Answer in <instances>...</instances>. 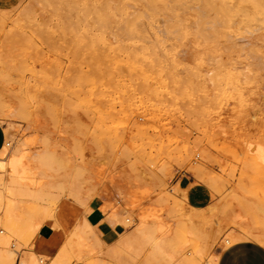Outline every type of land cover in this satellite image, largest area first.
Masks as SVG:
<instances>
[{"label": "rangeland", "instance_id": "1", "mask_svg": "<svg viewBox=\"0 0 264 264\" xmlns=\"http://www.w3.org/2000/svg\"><path fill=\"white\" fill-rule=\"evenodd\" d=\"M28 1L0 0V107L11 114L0 118L5 126L4 146L7 147L0 154V160L7 162L13 152L24 142L31 140L36 142L32 148H27L32 159L41 163L46 159L50 162L46 160V164H39L41 169L37 174L44 176L37 175L39 182L25 187L24 196L21 194L18 197L20 203L14 214L6 211L7 194L0 206V235L9 239V243L0 240V250L8 251L14 256L13 264L20 261L19 256L23 252L31 255L37 264H43L41 260L47 264H168L164 256L148 257L155 241L160 238L154 221L147 225L144 236L141 233V250H132L129 237L137 228L139 219L137 211L128 205L124 194H127L125 192H128V187L135 188L136 185V188L148 187L146 205L160 203L169 204L168 206L175 209L178 205L187 210L193 209L196 222L192 224L209 235L213 239L212 244L214 243L207 255L200 256L196 251L191 252L200 245V241L195 239L190 252L195 256L194 262L198 260L199 264H207L209 258H216V254L234 241L231 236L235 232L245 233L244 229L253 227L264 233V165L249 146L250 143L264 145L263 70L255 74H242L238 69L230 71L229 67L223 65L226 71L220 68V73H216L212 65L217 61V66L221 67L222 57L221 60L211 56L208 58L207 53L187 56L185 60L182 57H169L170 60L177 61L176 65H182L187 60L184 64L197 66V71L200 70L197 76L200 83L206 82V86L202 84V88L200 85L195 90L196 93L174 83L177 93L173 80L167 74L170 80L159 73L155 76L156 72L150 68L143 72L149 74L151 71L154 80L151 76H147L146 80L144 75L147 74L141 70L137 71L138 74L131 73L137 69L132 68L133 62H130L124 48L130 49L133 44L135 48L138 43L135 44L134 40L125 36L127 40L122 37L125 40L122 43L124 40L120 41L121 36L115 32L117 28L114 24L110 23V29L106 25V29L110 30L106 32L104 26V29L102 26L95 27L90 22H82L76 18L68 21L62 15L63 6L59 8L60 2L55 4L57 6L53 5L54 7L40 3L44 7H50L42 9L44 17L39 11L43 7L34 4V0L32 4L30 1L31 7ZM69 1L79 4L82 0ZM91 1L99 3V0ZM114 3L115 1L107 0L110 5H107L108 8ZM24 6H30L31 9L29 7L25 8L27 12L21 11L25 10ZM55 8L58 10L53 12ZM27 9L34 12V18H28L30 12ZM22 13H26V16L23 14L26 18ZM58 13L60 18L63 16L65 24L61 23L63 20L59 21ZM27 18L32 20H25ZM66 22L69 23L68 28L74 30L71 32L73 36L68 32L69 29L66 30ZM88 25L90 26L87 27ZM119 27L124 29L125 26ZM148 27L150 26L147 29ZM140 28L146 29L145 26ZM94 32L99 33V36ZM102 36L104 37L100 38ZM83 38L86 43L88 38H93L94 40L89 41L92 47L88 48L89 44L82 46L83 41L80 39ZM174 39H169L171 43L167 42L168 44L159 42L162 46L159 45L160 48L157 45V48L165 50L167 45L176 48L178 40ZM106 40H110L111 44L104 43ZM129 40L131 42L127 43ZM118 42L121 45L130 44V47L124 45L116 53L117 49L113 47ZM98 43H104L102 47L106 44L109 47L107 51L112 49L114 55L121 56L118 61L113 53L112 57L109 56L110 50L104 52L106 49L102 48V52L108 53L105 55L113 59L111 64L117 60L115 63L122 66L121 68H116L115 63L114 67H110L113 65L108 63L110 59L107 57H104L107 61L101 60L100 57L105 55L100 51L101 46ZM180 45L179 42L178 48ZM85 46L87 48L83 49ZM93 46L99 48L100 52L96 53L98 57L95 54L96 49L92 52ZM123 55L125 57L122 58ZM163 57L165 60H161V68L166 67L168 70L170 65L165 61H169V58ZM205 57L210 60L207 64L214 61L209 64L210 68L206 65L209 69L205 65L198 66L201 61H208ZM127 63H130L129 66L132 64L130 72ZM236 75L238 76L235 77ZM162 78H165L164 82ZM158 79L162 82H158ZM166 82L167 85L172 83L173 89ZM191 93L196 94L198 100ZM203 93L209 98L205 95L204 99ZM44 165L53 168L59 179L53 175V170L50 175V168L45 175L42 170L45 171L48 167L46 169ZM184 174L191 175V178L204 183L210 189V203L195 207L188 202L185 196L187 190L180 187L178 182ZM43 178L50 180L42 182ZM107 200L115 203L116 209L105 213L106 219L112 225H123L125 230L115 242L106 243L97 226L93 225L88 230L87 247L82 252H77L70 245L71 233L79 222H90L87 217L90 209ZM195 210L198 211L197 214ZM167 214L174 221L175 216L181 218V214L174 209ZM176 221L183 223L182 219ZM257 225L260 227H254ZM20 264L26 263L20 261Z\"/></svg>", "mask_w": 264, "mask_h": 264}, {"label": "bare ground", "instance_id": "2", "mask_svg": "<svg viewBox=\"0 0 264 264\" xmlns=\"http://www.w3.org/2000/svg\"><path fill=\"white\" fill-rule=\"evenodd\" d=\"M30 1L32 4L33 1L32 0H30ZM30 1H28L29 2L28 4L31 6ZM93 1H95V0H93ZM112 1H115V3H114L115 5L113 4L114 6L112 5L111 8H108V6H110V5L107 4V0H99V3H97V4H95V2H92L91 0H82L81 2L79 1V4L81 3L80 5L78 3H75L74 1H72L73 3H70V1L68 2V0H34V4L36 3V4L41 5L40 3H42V4L45 3V5L49 4L50 6L51 5L53 6L57 2H60L61 4L59 3L60 4L59 8L61 6H63L64 11H62L63 12L62 15L67 20L68 19L70 20L71 18H74V19L76 18L78 20H81L82 22L83 21H85L87 23L90 22V23H92V25H95V27L97 25V27L99 26V28L101 26L105 27L107 25L108 29H110V27H112L111 24H114L115 28H117L116 30L114 28L115 32L117 33V35L121 36L120 41H122L128 37V38H131V40H134L135 44L138 43L137 45H135V48L133 47L134 44L132 47L129 46L130 44H128V45L126 44L127 46L125 44L121 45L122 43H125V40L128 39L127 38L124 40V42L123 41H122V43L118 42L117 46L113 47V49H117V50L118 49L121 50L122 46H124V45L127 48H128V46L130 47V49L132 48V50H130L129 48L126 49L123 47L125 49L124 52H126V50L128 52V58L130 59V62L131 61L133 62L134 67H132V68L137 69V70L133 69L136 72L131 71V73H137L138 74V72H137L138 70H141L143 72L147 68H150V70L153 69L152 71L153 72L155 71L156 74L159 73L160 76L161 75L162 76L169 75V77L173 80V85H174V83L177 86L180 84V85H182V87H180V88H183V86H184L186 89H188L189 92H193V93L195 92L196 93L195 90H197V88L200 85H201V88L203 85H205L206 82L204 84H203V82L200 83V81L197 77L199 75L200 70L197 71V69H196L197 66L195 67L194 65L184 64L187 60L183 64L181 63L182 65H180V64L176 65L177 61L174 62V60L173 61L170 60L171 57H175L176 59L181 58V57H182V59H184L186 57V59H187V56L192 57L193 55L196 56L195 54L198 55V53L199 54L200 53H204V54L207 53L208 58L211 56L213 59H219L220 58L219 60H221V57H222V61L225 58L227 59V60L225 59V64H223V62L221 61V63H222V66L220 63L221 67H219V65L217 66V63H218L217 61L215 62V64H213L214 61L211 63V64H213L212 65L213 68L215 67V70L217 69L216 71L214 70V72H216V73L219 72L218 70H220V68L224 67L223 65H225V67H229L228 70H230V71H232V70L234 71V69L236 71V69H238L239 73H242V74H246V73L255 74V73H258L259 70L264 71V0H112ZM25 4H27V3H25ZM125 4H127L128 6L125 7ZM39 5H38V7L42 6V5L41 6H39ZM45 5H43L42 6L43 8H41L40 10L38 9L42 14L44 12V11H42V9H44V8L46 9L48 7V6L44 7ZM57 5H58V3H57ZM57 5H55V6H57ZM30 6H28V7L24 6V8L21 7V9L22 8L23 9L29 8ZM31 7H30V9H31ZM48 8H50V7H48ZM56 8L54 11L52 9V11L56 12L58 10V9L56 10ZM21 11L27 12L26 9L21 10ZM21 11H20V13H21ZM28 11L30 12L28 18L29 17L34 18L35 16L34 15L32 16V14L34 12L31 13L30 10H28ZM53 12H52V15L54 16ZM59 13H60V9H59ZM59 13L57 15H59ZM23 14L25 15L26 13H22V15ZM30 14H31V16H30ZM46 15H47L46 18H48L47 13H46ZM43 16H44V14H43ZM63 16H61V18H60V15H59V17H58L59 21L63 20L62 19ZM15 17H16V14H15ZM50 17H52V16H50ZM28 18L25 20H30ZM22 19H23V17H22ZM46 20H48V19H45V21ZM51 20H52V18H51ZM19 21H21V20H19ZM64 21L65 20H63L61 23H63ZM52 22H54V21H52ZM24 23H26V22L24 21ZM87 23H86V25H87ZM64 24H65V22H64ZM70 25H71V23H70ZM66 26H67V29L65 28L66 30H68V29L71 30L70 28H68V27H70L68 22H66ZM89 26L90 25H88L87 27H89ZM116 26H118V27L119 26H123V27L125 26V27H124V29H122L120 27L118 29V27H116ZM140 26H142V28H143V26H145L146 29H141ZM147 26L153 27L154 29H149L150 27H148V29H147ZM63 27L61 28V30H63ZM104 27H103V29H104ZM126 27L128 29H126ZM99 28H98V30H99ZM106 28L107 27H105L104 31H106V30L108 31V29H106ZM103 29H101V30H103ZM69 30H68V32H70V33L74 32L73 29L71 31H69ZM93 30H95V29H93ZM112 30H113V28H112ZM104 31H102V33ZM106 32H104L105 35H106ZM94 33L96 35L98 34V36H99V33L101 34V32H99V33L94 32ZM69 34L67 33V35H69ZM71 34L73 36V33H71ZM74 35H75V33H74ZM117 35H116V37H117ZM108 36H110V35L108 34ZM119 36H118V41H119ZM124 36H125V38H124ZM103 37L104 36H102L100 38H103ZM122 37L124 39H122ZM70 38H71V36H70ZM73 38H75V37H73ZM79 38H80V36H79ZM134 38H136V39H134ZM84 39L85 38L80 39V41L81 40L83 41V42H81L82 46H84L85 44L86 45L89 44V41L92 40V39L88 38L89 41H88V43H86V41H85L86 39L85 40ZM169 39L178 40V44L176 43L177 44L176 48H172L171 46L168 47V45L165 46L163 44L166 47V49L165 50L158 49L160 46H162L161 44H159V42L171 43L170 41H168ZM98 40H99V38H98ZM110 40H111V38H110ZM109 41L106 40V42H104V43L109 45V43H110ZM115 42H117V41H115ZM126 42L128 43L131 41L129 40ZM179 42L181 43V45L178 48ZM101 43H98V45L101 46L100 51L101 52L103 51L102 48H104V50L106 49L104 52H108L110 50L109 53H111V55H109V56L112 57V53H113L111 51L112 49H109L107 51V48H109V47L106 44L105 45L107 47H104L105 45L102 47V45L104 43L102 45H101ZM76 44H78V42ZM90 44H89L88 48H90V46H91ZM92 45H93V43H92ZM157 45L158 46L160 45V46L158 47ZM173 46H175V45H173ZM86 48H87V46H85L83 49H86ZM110 48H112V46ZM95 49L96 48L94 47L93 51L91 49L90 50L92 52H94ZM162 49H164V47ZM96 50H97V52L95 51V54L100 52L99 48ZM117 50H115L116 53L119 52V50L118 51ZM87 52H88V50H87ZM102 54H104V53L102 52ZM105 54L107 55L108 53H105ZM122 54H123V52H122ZM204 54H203V56H204ZM97 55L98 54H96V56ZM106 55L102 56L103 59H102V57H100L101 60H103V62H104V60L107 61V59H110ZM113 55H114V53H113ZM117 55H119V54H116L114 56L117 57ZM120 55H121V53H120ZM163 56H167V59L170 57L169 61H165L167 64L170 65L167 67V68L170 67L168 70L166 69V67H164L166 70L162 69L163 67L161 68V64L164 62L163 60H165ZM203 56H200V57H203ZM104 57H107V59ZM120 57L121 56L117 57V59ZM123 57H125V56L123 55L122 58ZM196 58L198 59V57H196ZM205 58L207 59V57H205ZM111 59L109 60L108 63H110V65H113L117 60L113 61L114 63L111 64V62L113 60V59L112 60ZM125 59H123L124 62L126 61ZM161 60L163 61L162 63H161ZM207 60L208 61H205V62L201 61L202 63L200 62V64H198V66L199 65L200 66H202V65L206 66L207 65L210 68L211 64L210 63H209L210 65L207 64V62H209L210 60L209 59H207ZM118 61H119V59H118ZM181 61H178V63H180ZM127 62H128V60H127ZM191 62H192V64H194L192 60H191ZM194 62H196V61H194ZM99 63H101V61ZM197 63H195V64H197ZM203 63H205V64H203ZM104 64H106V63H104ZM129 65H130V63H127V66H129ZM115 66H116V68L119 67L118 64H116ZM131 66H132V64H131ZM131 66H129V68H128L129 72H130V70H132V69H130ZM164 66H166V65H164ZM110 67H114V65L110 66ZM121 67H119V68H121ZM207 68H205V69H207ZM107 69H108V67H107ZM128 69H126V70H128ZM198 69H201V67ZM223 69H221V71ZM115 71H117V70L115 69ZM119 71H118V74H119ZM204 71H206V70H204ZM108 73H110V72H108ZM148 73H149V69H148ZM221 73H222L221 76L224 75L223 72H221ZM120 74H122V73H120ZM137 74H136V76H137ZM144 74H147V73H144ZM159 74H157V75L154 74V75L158 76ZM144 76L146 77V80H148L147 78L151 76V71L149 74L144 75ZM152 76H151V78H152ZM237 76L238 75H236L235 77H237ZM169 77H168V79L170 80ZM159 79H161V78H159ZM159 79H158V82L161 81V80L159 81ZM164 79H163V82H164ZM237 79H239V78H237ZM249 79H250V77H249ZM133 80H135V78ZM172 80L170 82H172ZM167 82H168V80H167ZM167 82L165 83L166 85H167ZM256 82H257V80H256ZM155 83H156V81H155ZM159 84H161V83H159ZM171 84H168V85L171 86ZM209 85L212 86L211 82H209ZM161 86H162V84H161ZM167 86H164V87H167ZM241 86H242V84H241ZM171 87L173 89V86H171ZM176 87L174 85V88H175L174 90H176ZM251 87H250V89H251ZM180 88H177V89H180ZM232 88H234V87H232ZM243 88H245V87H243ZM243 88H241L242 91H243ZM207 89H208V87H207ZM250 89H249V91H250ZM260 89H258V90H260ZM180 90H183V89H180ZM244 90H246V89H244ZM205 91H207L206 88H205ZM176 92L178 93V90H176ZM237 92H238V94L240 93L239 90ZM261 92L263 95V91H261ZM193 93H191V94H193ZM203 95H204V93H203ZM205 95H204V99H205ZM245 95H246V93H245ZM199 96H200V94H199ZM195 97L197 98V96H195ZM201 97H202V95H201ZM211 98H213V97L211 96ZM211 98H210V100H211ZM242 98H243V96H242ZM197 100H198V98H197ZM15 108H17V107H15ZM16 111H18V110H16ZM14 112H15V110H14ZM7 115L11 116V114H9V111L5 110V108L3 109L0 107V118H4ZM9 143L10 142H8V144ZM35 143L36 142L31 141V140L26 141L21 145V147L18 150H16L15 152H13L11 154V156L7 162H3L2 160H0V206L3 204V200L7 194L6 211L8 213L14 214L16 212V210H17L16 208L20 203L18 200V197H20L21 194H23L25 187L27 188L29 186H33L35 182H36V184L39 182V179H38L39 177L37 178V175H38L37 173L41 169V168L39 169V167H40L39 164L41 162L37 161V160L34 161L32 159L33 157H31L32 155H30L31 152L27 151L28 150L27 148H32ZM249 146L252 147L255 157L260 161V163H262L264 165V145L263 144H257V143H255V144L250 143ZM48 149H49V146H48ZM6 150H7V147L3 146L2 149L0 150V154H3ZM42 158H41V160H42ZM45 159L46 158H44V160ZM46 160H45V162H46ZM47 161L50 162V160H47ZM45 162L41 163V165L44 164ZM52 163H53V161H52ZM68 163H69V161H68ZM61 164H63V163H61ZM49 165H51V163H49ZM44 166H46L45 168L47 169L48 166L47 165H44ZM52 167L54 168V166H52ZM49 168L50 167H48V169L45 171L42 170L43 173L45 174V172L47 173V171H50L51 168L50 169ZM53 168L51 169V172H49L50 175H52ZM71 168L73 169L74 167H71ZM77 170L79 171V169H77ZM64 171H66V169ZM54 172L56 173L55 170H53V173ZM55 173L53 175H55ZM63 174H64V172H63ZM40 175H38V176H40ZM41 176L43 177L44 175L42 174ZM55 176H56V178H58L57 174ZM48 177H49V174H48ZM48 177L46 176L45 178L48 179ZM136 177H137V175H136ZM45 178L42 179V182L43 181L49 182L50 179L47 181V180H45ZM131 182H133V180ZM131 182H129V183L133 187V184H131ZM135 184L136 183H134V185ZM139 184L144 185V183H142V184L139 183ZM127 185L128 184H126V187H127ZM136 186H135V188L128 187L129 188L128 192H125L127 194H124L127 198L128 205L137 211L138 219H139L137 228L132 232V234H130V237H129V242L131 244L132 250L134 252H139L141 250V248L143 247V246L141 247V238H140L141 233L143 232V236H144L145 235L144 232H146V230H147L146 229L147 225L150 223V221H154L155 227H156V233L158 235H160V238H158L155 241V243L153 245V249L149 253V256H148L149 258L150 257L154 258V257L164 256V259L166 260V262L168 264H199L198 260L196 261L197 263L194 262L195 256L191 252H194V253L197 252L200 256L207 255L209 253L208 252L209 249H211L210 247H211V244L213 242V239L209 235H207L206 233L199 231V229H197L192 224L194 221L196 222V220H195L196 215H194L193 209L192 210L184 209L183 208L184 206L181 207L177 203H175V205L176 204L178 205L176 209L174 207H172L171 205L168 206L169 204H163L162 205L160 203H155V204L146 205L145 200L149 196V195H147V190H146L148 187L147 188L145 187L146 189H142L140 187L141 188L140 189L138 187L136 188ZM128 188H126V189H128ZM123 191H125V190H123ZM185 194H186L185 196H187V192H185ZM28 195H29V193H28ZM23 196H24V194H23ZM218 204L219 203H217V206H218ZM185 205H186V203H185ZM187 207H188V205H187ZM214 207H216V206H214ZM95 208H99L104 213H107L109 211L115 210L116 204L107 200L106 202H103L99 205H96L94 208L90 209L89 213ZM173 209L178 211V214H181V218H176L177 216H175V221L177 219H179V220L182 219L183 223L181 222V224L183 226L181 224H179L178 221L175 222L173 217L170 216L172 220L169 218V215L167 213ZM195 209H197V208H195ZM197 212L195 210L196 214H197ZM238 216L241 217L239 214H238ZM249 223H251V222H249ZM92 226H93V224L91 222H88V221H84L82 223L79 222V224L76 226L75 230H73V232L71 233V239H70L71 244L70 245H71V247L76 248L75 250L77 252H82L87 247V245H88L87 234H88V230L92 229ZM261 226H262V224H261ZM246 227H249V226H246ZM254 227H260V226L257 225ZM244 230H245V233H238V232L236 233L235 232L234 234H232V236L231 235L230 236L234 239V241L240 240V239H246V238L247 239H255L257 241H260L264 245V233H262L260 230L253 228V227L247 228ZM195 239L200 241V245L198 247V242H197V247H198L197 250L195 248L194 251L190 252V247H191V245H193L194 241H196ZM0 240L1 241L3 240L2 242H4V243H9V239L7 237H2L1 235H0ZM216 255L219 256V253ZM218 256H216V258L215 257L209 258L207 260V264H216ZM19 259L21 262H24L26 264H37L35 259L33 257H31V255H29L27 252L21 253L19 256ZM20 261H18L19 264H20ZM14 262H15L14 256L11 253H9L8 251H5V250H0V263L1 264H13Z\"/></svg>", "mask_w": 264, "mask_h": 264}, {"label": "crops", "instance_id": "3", "mask_svg": "<svg viewBox=\"0 0 264 264\" xmlns=\"http://www.w3.org/2000/svg\"><path fill=\"white\" fill-rule=\"evenodd\" d=\"M6 141L4 124L0 121V150ZM179 186L187 190V200L195 207H203L211 201V191L204 184L196 181L191 175L184 174L179 180ZM88 220L97 226L101 238L106 243H113L125 230L121 224L112 225L105 213L95 208L87 215ZM216 264H264V245L255 239H240L229 243L219 253Z\"/></svg>", "mask_w": 264, "mask_h": 264}, {"label": "built area", "instance_id": "4", "mask_svg": "<svg viewBox=\"0 0 264 264\" xmlns=\"http://www.w3.org/2000/svg\"><path fill=\"white\" fill-rule=\"evenodd\" d=\"M41 261H42L43 264H47L46 261H43V260H41ZM17 264H19V262Z\"/></svg>", "mask_w": 264, "mask_h": 264}]
</instances>
